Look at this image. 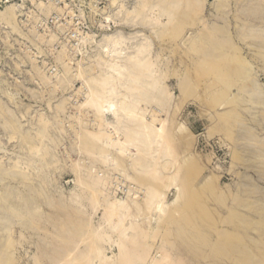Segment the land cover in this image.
<instances>
[{"label": "rangeland", "instance_id": "obj_1", "mask_svg": "<svg viewBox=\"0 0 264 264\" xmlns=\"http://www.w3.org/2000/svg\"><path fill=\"white\" fill-rule=\"evenodd\" d=\"M138 1L0 0V264H65L68 256L63 257L64 254H61L59 242L68 239L71 229L67 225L70 222L73 225L72 220L77 216L73 220L74 225L80 222L88 225L81 233L78 232L80 237L74 238L70 234L69 240L74 242V239H82L77 250H86L85 245L94 237H91V232L98 231V227V232L105 235L106 240L98 245L106 257H113V261L118 254L114 245L117 236L102 232L103 228L107 230L105 225L100 224L104 213L102 207L98 205L92 210L87 206L86 197L82 196L85 201L82 197L78 199L82 186L77 182V167L81 169L82 175L89 172L94 175L96 172L104 190L101 195L103 194L104 200L108 199L105 201H127L131 205L138 202L132 208L138 217H135V222L143 232L140 236L143 239L146 237L145 240L140 237V242H146L148 238V242L141 244L142 249L146 246L144 253L147 250V257L143 258L142 264H152L162 254H168V261L173 264H263L264 107L261 101L264 103V47L258 46L261 43L257 36L264 33V0H197L201 5L199 14L196 12L193 16H181L182 24L179 19L180 22L174 24L176 28L173 25L170 27H173L171 31L169 26L168 29L163 26L153 28L152 25L144 28L139 25L126 27L123 24L124 14L131 13ZM245 18L252 19L255 26L246 27L248 20ZM177 24L187 26H181V32ZM202 26L205 28L202 29ZM206 27L217 28L221 38L231 42L227 44L229 48L230 44L233 47L229 50L236 49L231 50V53L235 52L233 55L237 59H245V64L248 62V65L241 63L245 66L243 69L251 67L252 73H256L257 76H250L252 79L249 81L258 86L255 90L262 97L258 98L260 105L253 103L255 99H248L247 93H238V87L247 88L249 82L237 84L235 80L224 79L212 84L214 81L197 76L196 70L202 71L201 65H188V57L194 58L195 55L191 49L192 41L186 38L183 40L182 37L195 30L192 34L195 38L199 29L205 31ZM175 29L178 36L172 35L177 33L174 32ZM251 30L256 34L252 35ZM143 35L151 42L152 60L156 56L159 59L155 62V70L161 79L160 87L166 93V97L161 96L166 99V104L161 109L157 105L155 107L156 103H152V106L149 104V107L147 105L148 108L143 106L142 109L147 112H140L142 114L138 116H142L146 124L151 119H160L157 123L164 127L163 134L168 135L162 143L165 148L161 144L157 148L163 147L169 152L167 155H172L168 156L167 163L170 161L175 166V169L172 167L174 173L179 171L175 177L170 163L167 170L159 168L166 160L162 159L160 163L159 157L157 158L160 148L159 151L157 149L158 152L153 149L157 155L150 154L152 157L156 155L153 158L147 155L150 160L152 158L151 164L147 166L159 168V172L155 171L157 176L160 174V177L154 178L156 182L152 178L143 177L132 164L129 156L135 157L136 149H130L128 157L122 154L123 157H120L112 148H105L104 153H101L104 155L102 158L99 151L96 154L88 153L85 140L79 137L86 131L91 133L98 129L95 114L83 104L88 96V84L105 73L110 62L113 63V59L107 57L113 50L111 41H116L117 37L123 39L124 36L127 42L128 39L136 42L143 39ZM118 47L123 49V44ZM233 96L236 97L235 100ZM226 97L231 100H226ZM232 115L236 117L235 120ZM110 121L111 116L106 114L104 123L108 124ZM107 131L111 129L108 127ZM87 156H90L89 160ZM144 162L143 164L147 163L145 160ZM138 166L141 167L139 164ZM168 170L171 176L170 173L167 174ZM162 172L168 176L162 175ZM156 178H159L158 182ZM148 188L159 193L160 199L156 205L161 202L159 207L162 206L163 212L160 209H150V213L146 208L145 193ZM71 198L79 200L77 206L80 205L78 208L81 213L76 215L69 208ZM135 208L141 212L138 213ZM64 224L68 228L61 230V225ZM57 228L61 233L66 230L65 235L61 234L63 238L68 234L66 239L59 240ZM71 232L73 233L72 230ZM111 235L114 236L113 239ZM106 236L114 242L111 243ZM222 238L234 240V247L216 244ZM243 240L246 243L241 242ZM69 242L68 247L71 246ZM213 244L221 247H217L215 251ZM98 245L95 243L94 246ZM93 247L88 248L91 253ZM233 248L236 251L233 252ZM161 249L163 251L159 252ZM96 261L94 260V264H98L99 260Z\"/></svg>", "mask_w": 264, "mask_h": 264}, {"label": "bare ground", "instance_id": "obj_2", "mask_svg": "<svg viewBox=\"0 0 264 264\" xmlns=\"http://www.w3.org/2000/svg\"><path fill=\"white\" fill-rule=\"evenodd\" d=\"M242 1V0H241ZM246 1V0H245ZM251 1V0H250ZM253 1V0H252ZM256 1V0H255ZM259 1V0H258ZM247 2V1H246ZM250 2H248L249 4ZM256 4V2H254ZM253 4V3H252ZM251 4V5H252ZM258 4V3H257ZM200 2L199 1H195V0H139L137 2V6L134 8L133 11H131V13H125L124 14V17H123V24L126 25V27H133V26H137L139 25L140 27L143 26L142 28L144 27H147V26H153V28H155V26H163L164 28H167V26H169V31H171L172 28H170L172 25L174 26L175 22L178 23L179 19L181 18V16H186V14L189 16H192L194 15V13L196 14V12L199 14L198 12V9H201L200 8ZM248 6V5H247ZM254 6V5H253ZM257 7V6H256ZM255 7V8H256ZM203 8V6H202ZM263 8V7H262ZM254 9V7H253ZM132 10V9H131ZM250 10L251 7H250ZM257 10V8L255 9ZM203 12V11H202ZM262 12V11H261ZM197 14V15H198ZM178 15V16H177ZM251 15V14H250ZM203 16V15H201ZM131 18V19H128V18ZM187 17V16H186ZM198 17V16H197ZM200 17V15H199ZM185 18V17H183ZM182 18V19H183ZM192 18V17H191ZM186 19V18H185ZM184 19V21H185ZM188 19V18H187ZM199 19V18H198ZM203 19V17H202ZM246 21L248 20L247 18H245ZM8 20V19H7ZM137 20V21H135ZM166 21L164 24H162V22ZM181 21V19H180ZM179 21V22H180ZM188 21V20H187ZM198 21V20H197ZM205 21V20H204ZM183 21H181L180 24H182ZM193 22V20H192ZM191 22V24H192ZM217 22V21H216ZM261 22V21H259ZM185 23V22H184ZM183 23V24H184ZM204 23V22H203ZM180 24H177V28H179V30H181L182 32V29L185 27H183V25H180ZM188 24H190V22H188ZM194 24V23H193ZM207 24V23H206ZM224 24V23H222ZM262 24V23H261ZM176 25V24H175ZM180 25V27H178ZM201 25V24H200ZM205 25V24H204ZM215 25V24H213ZM220 25V24H219ZM247 25L246 27H249L250 25L252 26H255L254 25V22L252 21V19L249 18V20L247 21ZM264 25V24H263ZM151 26V27H152ZM181 26L183 27L181 29ZM187 26V25H186ZM192 26V25H191ZM197 26V25H196ZM195 26V28H196ZM226 26V25H225ZM150 27V28H151ZM193 27V26H192ZM263 27V26H262ZM124 28V26H123ZM149 28V27H148ZM159 28V27H158ZM174 28H176L174 26ZM186 28V27H185ZM191 28V27H190ZM194 28V27H193ZM192 28V29H193ZM200 28V27H199ZM205 28V26H204ZM203 26H202V29H204ZM207 29H205V31L203 30H200L199 29V32L197 33V35L195 36V38L193 37L192 34L195 33V30H192L194 32L190 33L188 36H184V38L182 37V39L184 40L185 38L192 41L191 43V46L190 48L192 49V53H194L195 57L192 58L191 56L188 57V65L191 64H196L197 66L198 65H201L202 67V71H197V76L200 77V79H204L206 78V80H209V81H214L212 82L215 83L216 81H219V80H235L237 84H241L242 82H249V86L247 84V88L245 87H238V93L243 95V93H247L248 95V99H255L253 101L254 104H258L260 105V102L258 101L259 99V96L261 97V95L257 94L259 91H256L255 89L258 87L255 86V84L249 80L250 79V76H257L256 73H252V68L250 66V69L248 68V70H245L243 69V65L242 64H245V62L243 60L245 59H240V58H236L233 54H235V52H233V54L231 53V50L232 51H236V49H231L229 50L230 48H233L231 46V44L229 45L230 48L227 46V44H229L230 41H228V39L226 38H221V36L218 34L219 31H218V24H217V28H214V27H206ZM251 28V27H250ZM162 29V28H161ZM197 29V28H196ZM221 29V28H219ZM227 29V28H226ZM246 29V28H245ZM249 29V28H247ZM253 29V28H251ZM263 29V28H262ZM165 30V29H164ZM264 30V29H263ZM157 31V30H156ZM177 31L176 29L174 30V32ZM245 31V30H244ZM252 31V30H251ZM159 32V31H158ZM165 32V31H164ZM168 32V30L166 31ZM173 32V30H172ZM246 32V31H245ZM152 33V31H151ZM150 33V34H151ZM253 33V34H252ZM252 35L256 34L252 31ZM258 33V32H257ZM154 34V33H153ZM163 34V33H162ZM169 34V33H168ZM178 34V31L177 33L175 34H172V35H177ZM180 34V33H179ZM183 34V33H182ZM221 34V33H220ZM222 34H223V31H222ZM221 34V35H222ZM251 34L249 36H251ZM161 35V34H160ZM166 35V34H165ZM246 35V33H245ZM248 35V34H247ZM144 36V35H143ZM164 36V35H163ZM178 36V35H177ZM194 38H192V37ZM225 36V34L223 35ZM244 35H242L243 37ZM226 37V36H225ZM256 37V36H255ZM137 38V37H135ZM163 38V37H162ZM171 38V37H169ZM253 38V37H252ZM251 38V39H252ZM257 38H260V43L258 46H262L264 47V33H260L259 36H257ZM122 37H117V40L116 41H111L112 43V52H111V55H107V57L109 58H112L113 59V63L110 62V59L109 62L111 63H107V69H105V73H101L100 76L97 77L96 80H91V82L88 84L89 87H88V96L85 98L86 102H84V107H87V109L89 108L92 112H93V115L95 114L96 118H97V124L98 125V129L96 132H91L89 133L88 131L84 132V134L82 136H79V137H83V139L85 140L86 142V146L87 147V150L88 153H97L98 151L101 153H104L103 149L105 148H112L113 150H115L116 153H118V155H120V157H123L122 155H125L128 157V151H131L130 149H136V154H135V157L133 156H129L131 159H132V164L136 166V169L139 170V173L145 178L148 177V178H152L153 181H155V177L157 176L155 171L159 172L158 169L161 168V167H164L162 169L164 170H167L166 167H169V163L171 164V162L169 161V163H167V160H168V156H172V155H167V153L169 152H166V150L163 149V147L165 148V145L162 144L164 142V140L167 139V135L166 134H163L164 133V127L161 125L158 124L160 122V119L159 122L157 123V121L154 119V121H152L153 119H151V122H149V124H146L144 122L143 117L141 116V118H139V114H142L143 112H145L144 114H146L147 111H145L144 109H142L143 106L148 107L152 104V103H156L155 104V107L156 105L161 109L165 106L166 102L165 100L166 99H163L161 98L162 95H164V97H166V93L164 94L163 90L161 89L162 87L160 82H161V79L159 76L156 75V70H155V65L157 63V60L158 57L156 56V59L152 60V56H151V42L148 40L147 37L144 36L143 39H140L142 40L140 42V40H137L136 42H130L131 40L128 39L129 41L127 42L126 41V38H124L123 36V43H121ZM134 39V38H133ZM161 39V38H160ZM166 39V38H165ZM235 39V38H234ZM250 39V38H249ZM250 39V40H251ZM231 40V39H230ZM243 40V39H242ZM259 40V39H258ZM152 41V40H151ZM256 41V40H255ZM254 41V43H256ZM187 42V41H185ZM184 42V43H185ZM238 42V40H237ZM231 43V42H230ZM244 43V41H243ZM123 44V49L122 47H118V46H121ZM135 44V45H134ZM187 44V43H186ZM188 44H190L188 42ZM250 44H252L250 42ZM257 44V43H256ZM255 45V44H254ZM243 46V45H242ZM249 46V45H247ZM228 47V49H227ZM251 47V46H250ZM256 47V46H254ZM253 47V48H254ZM261 47V48H262ZM180 48V47H179ZM249 48V47H248ZM252 48V47H251ZM250 50H253L251 49ZM180 50V49H179ZM261 50V49H260ZM190 51V50H189ZM242 51V50H241ZM256 51V50H255ZM256 52H259L258 50ZM191 53V52H190ZM237 53V52H236ZM243 53V52H242ZM262 53V51H261ZM264 53V52H263ZM187 54V52H186ZM241 54V53H240ZM256 54V53H255ZM188 55V54H187ZM193 55V54H192ZM257 55V54H256ZM242 56V55H241ZM107 57L105 56V58L107 59ZM240 57V56H239ZM248 57V56H247ZM255 57V56H254ZM264 57V55H263ZM253 58V57H252ZM111 59V61H112ZM254 60V59H253ZM106 61V60H105ZM108 62V61H107ZM156 62V63H155ZM253 62V61H252ZM242 63V64H241ZM248 63V62H247ZM246 63V64H247ZM106 64V63H105ZM245 64V65H246ZM248 65V64H247ZM193 66V65H192ZM195 67V66H194ZM197 67V68H199ZM196 68V69H197ZM201 70V69H200ZM254 70V69H253ZM263 70V69H262ZM260 70V71H262ZM195 71V70H194ZM189 73V72H188ZM195 73V72H194ZM91 74V73H90ZM191 76V74H189ZM188 75V76H189ZM264 75V74H263ZM165 76V75H164ZM88 77V76H87ZM184 77V76H183ZM195 77V76H194ZM95 78V77H94ZM185 78V77H184ZM196 78V77H195ZM88 79V78H87ZM198 79V78H197ZM90 80V79H89ZM196 80V79H195ZM235 81L233 84H235ZM231 82V81H230ZM241 82V83H239ZM255 82V81H254ZM229 83V81H228ZM257 83V82H256ZM232 84V85H233ZM219 85V84H218ZM226 85V84H225ZM231 85V86H232ZM215 86V85H214ZM220 86V85H219ZM227 86V85H226ZM230 86V85H229ZM228 86V87H229ZM245 86V85H244ZM225 87V86H224ZM212 88V87H211ZM217 88V87H216ZM226 88V87H225ZM233 90L235 89L234 86H232ZM164 89V88H163ZM227 90V88H226ZM231 90V89H230ZM123 92V95L121 94ZM220 92V90H219ZM221 93V92H220ZM217 94V93H216ZM218 95V94H217ZM228 95H229V92H228ZM227 95V97H228ZM215 96V95H214ZM222 96V95H221ZM246 96V95H245ZM163 97V96H162ZM216 97V96H215ZM215 97H213L215 99ZM225 97V96H224ZM226 97V100L230 98H227ZM232 97V96H231ZM211 98V97H210ZM262 98V97H261ZM260 98V100H262ZM168 99V98H167ZM217 99V98H216ZM215 99V100H216ZM233 99L235 100L236 97L233 96ZM240 99V98H239ZM263 99H264V96H263ZM231 100V99H230ZM238 100V98H237ZM245 100V99H244ZM263 101V100H262ZM261 101L262 103V106L264 107V103ZM234 102V101H233ZM249 102V101H248ZM214 103V102H213ZM236 103V102H235ZM237 103H239L237 101ZM252 103V102H251ZM150 104V105H149ZM222 104V103H221ZM228 104V103H226ZM234 104V103H233ZM242 104V103H240ZM82 105V106H83ZM225 105V104H224ZM251 105V104H250ZM63 106V105H62ZM152 106V105H151ZM154 106V104H153ZM168 106V105H167ZM220 106V105H219ZM226 106V105H225ZM232 106V105H231ZM234 106V105H233ZM232 106V107H233ZM237 106V105H236ZM252 106V105H251ZM254 106V105H253ZM147 107V108H148ZM241 107V105H240ZM243 107H244V104H243ZM259 107V106H258ZM262 107V108H263ZM159 108H155V109H159ZM225 108V107H224ZM83 109V107H82ZM85 109V108H84ZM86 109V110H87ZM243 110V109H242ZM62 111V110H61ZM89 111V110H88ZM82 112V111H81ZM91 112V113H92ZM142 112V113H140ZM153 113V112H152ZM230 113V112H229ZM79 114V113H78ZM82 114V113H81ZM106 114H109L111 116V121L108 123V124H105L104 123V118H105V115ZM143 114V115H144ZM155 114V113H154ZM164 114V113H163ZM139 115V116H138ZM156 115V114H155ZM228 115V114H227ZM82 116V115H81ZM90 116V115H89ZM94 116V117H95ZM234 116L235 113H234ZM232 115V117L234 118V120L236 119V117H234ZM165 117V116H164ZM163 117V118H164ZM230 117V115H229ZM231 117V118H232ZM238 117V116H237ZM240 117V116H239ZM162 118V119H163ZM83 119V118H82ZM86 121V120H85ZM95 121V120H94ZM237 121H238V118H237ZM237 121H233L235 123H237ZM158 124H156V123ZM164 122V121H162ZM231 122V121H230ZM94 123V122H93ZM165 124V123H163ZM79 125V124H78ZM9 126V124H8ZM94 127V126H93ZM111 129V131H107V129ZM19 129V128H18ZM93 131V130H92ZM95 131V130H94ZM12 132V130H11ZM109 132V133H108ZM166 133V132H165ZM170 140V137L168 138ZM33 140V139H32ZM83 140V142H84ZM77 141V140H76ZM37 142V141H36ZM172 142V141H171ZM170 142V143H171ZM166 143V141H165ZM161 144V146L163 147H158L160 148V152L159 153H155L153 152V149L155 151H157V146H159ZM168 145V144H167ZM170 145V144H169ZM162 148V149H161ZM167 148V146H166ZM85 149V148H84ZM83 149V150H84ZM82 150V151H83ZM135 151V150H134ZM159 151V149H158ZM157 151V152H158ZM167 151H169V147L167 149ZM173 152V150H172ZM80 153V152H79ZM84 153V152H83ZM156 154L157 155V158L159 157L160 159V163H161V160H166V165H165V162L163 163V166H160L158 169L155 168V166L150 167V166H147L149 164H151V160L153 157H156V155L153 157L150 155V154ZM86 154V153H84ZM122 154V155H121ZM174 154V153H173ZM46 155V154H45ZM82 155V154H81ZM103 154H101L102 156ZM149 157H152L151 160ZM84 156V155H83ZM90 156H92L90 154ZM90 156H87L90 157ZM104 156V155H103ZM102 156V158H103ZM125 157V158H127ZM85 158V157H84ZM93 159V156L91 157ZM97 158V157H95ZM157 158L155 160H157ZM171 158V157H170ZM98 159V158H97ZM106 160V158H104ZM42 160V159H41ZM89 160V158H88ZM111 160V159H110ZM144 160L147 162L146 164H143L145 163ZM162 160V161H163ZM44 161V160H42ZM99 161V160H98ZM102 161V160H100ZM104 161V160H103ZM127 161V160H126ZM131 161V160H130ZM172 161V159H171ZM96 162V161H94ZM106 162V161H105ZM110 162V161H109ZM150 162V163H149ZM157 162V161H156ZM83 163V162H82ZM116 163V162H115ZM173 163V161H172ZM74 164V163H73ZM139 165H141V167L139 168ZM85 165V164H84ZM129 165V164H128ZM131 165V164H130ZM144 165V166H143ZM154 165V164H152ZM159 165V164H158ZM168 165V166H167ZM172 165V164H171ZM132 166V165H131ZM157 166V165H156ZM171 168V171L173 170L172 166H170ZM175 167V166H174ZM173 167V168H174ZM107 168V167H106ZM111 168V167H110ZM113 168V167H112ZM116 168V167H115ZM157 170H155V169ZM114 169V168H113ZM117 169V168H116ZM161 169V170H162ZM175 169V168H174ZM178 169V168H177ZM74 170V169H73ZM135 170V168H134ZM133 170V171H134ZM160 170V172H161ZM163 170V171H164ZM81 169L79 167L76 168V174H77V182L81 187V194H79L78 199L81 198L82 196L83 197H86L87 201L86 203L88 202V207L91 208L92 210L96 208V206L99 205V207H102V209L104 210V213L102 215V220H101V223L102 225H105L107 230L105 228H101L102 229V232L105 231L106 233H112V234H116L117 236V240L115 241L116 244V247L118 249V254L116 256H114L115 258L113 259V261L111 260V258L113 257H106L104 254H103V250L101 249V247H99L100 245H98V243L100 244H103L104 242H106L103 234L101 232H98L99 231V228L97 227L98 231H94L91 232L93 234H91V237H93L94 239H96L94 241L93 238H90L91 241H89V243H87L85 246H86V250H77V246H78V243L82 240V239H74L75 241L71 242V240H69L71 238V236H73L74 238H76V236H79L78 235V232L81 233V230L82 229H86V226L88 225H85L84 222H80L79 224L77 223L76 225H74V219H76L77 217H74V219L72 220L73 222V225L70 223H68L69 225H67L69 227V229H71L73 231V233L71 232L70 230V234H72L70 236H68V239L67 236H64L66 238H63L61 237V234L64 233L63 235H65L66 233V230L62 233H61V230L62 228L66 229L68 227L61 225V230H58L59 231L58 233L60 234V239L63 238V239H66L69 244L71 245L70 247H68V242L66 240H61L59 243H60V251L61 254L63 255V257H67L68 258H65V261L64 263L65 264H94V260H99L98 261V264H114L115 263V260H116V264H142L143 263V258L144 257H147V250H146V253H144L145 249H146V246L144 249H142V245L141 244H145L146 242H148V238H147V241H143V243L140 242V235L143 233L141 228L138 227V224L135 222V217H137V215H135V213H133V208L132 206L134 205L135 207V204L138 203V202H134V204L132 203V205L130 203H128L127 201H121V202H117V203H111L110 201H105L104 198H103V194L101 195V192H104V190L102 189L103 187L101 186V182L98 177H97V174L95 172V174L93 175L92 173L91 174H87V175H82L80 173ZM105 171V169H104ZM117 171V170H116ZM100 172V171H99ZM165 173L167 171H164ZM173 172V175L176 176V173H178L179 171L177 170V172L174 173ZM1 173V172H0ZM134 173H137V172H134ZM163 173V172H162ZM165 173H163L162 175H165V176H168L169 175V170H168V175H166ZM5 174V173H4ZM100 174V173H99ZM180 174V173H179ZM7 175V174H6ZM138 175V174H136ZM122 176V174H121ZM140 176V175H138ZM158 176L160 177V174L158 173ZM157 176V177H158ZM170 176H171V173H170ZM28 177V176H27ZM162 177V176H161ZM11 178V177H10ZM31 178V177H30ZM101 180L102 178L99 177ZM128 178V177H127ZM126 178V179H127ZM163 178V177H162ZM168 178V177H167ZM165 178V179H167ZM171 179V177H169ZM173 178V176H172ZM15 179V178H14ZM151 179V180H152ZM157 179V178H156ZM185 179V178H184ZM105 180V178L103 179V181ZM159 178L157 179V182H158ZM169 180V179H168ZM173 180H176L175 178H173ZM173 180H170L171 183H173L172 181ZM188 180V179H187ZM39 181V180H38ZM76 181V180H75ZM113 181V180H112ZM115 181V180H114ZM126 181V180H125ZM26 182V181H25ZM45 182V181H44ZM105 182V181H104ZM129 182H130V179H129ZM156 182V181H155ZM154 182V184H155ZM162 182V181H161ZM175 182V181H174ZM186 182V181H185ZM106 183V182H105ZM132 183L133 180H132ZM163 183V182H162ZM169 183V181H168ZM77 184V185H78ZM111 184V183H110ZM136 184V182L134 183ZM138 184V183H137ZM106 185V184H105ZM124 185V184H123ZM161 185V184H160ZM184 185V184H183ZM40 186V185H39ZM79 186V188H80ZM101 186V187H100ZM168 186V185H167ZM140 187H142L140 185ZM180 187V186H179ZM187 187V186H185ZM105 188V186H104ZM182 188V186H181ZM7 189V187H6ZM149 190L145 193V197H146V203H145V198H144V202L143 204L145 203L146 205V208L149 209V212H150V209H153V211L155 210H161V207L160 206V203L158 202V204L156 205L158 199H160V195L159 193L157 194L155 192V190L153 189H150L148 188ZM189 189V188H188ZM46 190V189H45ZM88 190H89V193H88ZM103 190V191H102ZM118 190V189H117ZM145 190V189H144ZM168 190V189H167ZM187 190V189H186ZM42 191V190H41ZM136 192V190H134ZM185 191V189H183V192ZM106 192V191H105ZM182 192V193H183ZM30 193V192H29ZM115 193V192H114ZM139 193V192H138ZM178 193H179V196H180V192L178 190ZM28 194V192H27ZM184 194V193H183ZM201 194V193H200ZM127 195V194H126ZM4 196V195H2ZM13 196V195H12ZM21 196V195H20ZM72 196V195H71ZM138 196V194L136 195ZM135 196V197H136ZM73 197H74V194H73ZM76 197V198H77ZM83 197H82V200H83ZM106 197V196H105ZM109 197V196H108ZM165 197V196H164ZM29 198V197H28ZM75 198V199H76ZM128 198V197H126ZM8 199V198H7ZM78 199L76 200H72L71 198V205H70V209L74 210V212H76V215L77 213H81L80 212V208H78ZM162 199V198H161ZM4 200V199H2ZM35 200V199H34ZM108 200V199H107ZM112 200V199H111ZM43 201V200H42ZM41 201V202H42ZM85 201V200H83ZM161 201V200H160ZM8 202V201H7ZM70 202V201H69ZM68 202V204H69ZM113 202V201H112ZM12 203V202H11ZM53 203V202H52ZM59 203V202H58ZM25 204V203H24ZM13 205V204H12ZM16 205V204H15ZM52 205V204H51ZM138 205V204H136ZM26 207V206H24ZM50 207V205H49ZM66 207V206H65ZM204 207V206H202ZM9 208V207H8ZM34 208V207H33ZM36 208V207H35ZM53 208V207H52ZM56 209V208H54ZM68 209V208H66ZM69 209V210H70ZM87 209V208H86ZM136 209V208H135ZM137 209H138V206H137ZM136 209V211H137ZM11 210V209H10ZM63 210H65V208L63 207ZM159 210V211H160ZM163 210V209H162ZM161 210V211H162ZM2 211V210H1ZM13 211V210H12ZM147 211V210H146ZM158 211V213H160ZM3 212V211H2ZM22 212V211H21ZM40 212V211H39ZM61 212V211H60ZM138 212V211H137ZM136 212V213H137ZM141 212V211H140ZM138 212V213H140ZM163 212V211H162ZM25 213V212H24ZM62 213V212H61ZM70 213H71V210H70ZM83 213V212H82ZM151 213V212H150ZM154 213V212H153ZM157 213V212H155ZM173 213V212H172ZM15 214V213H14ZM23 214V213H22ZM30 214V213H29ZM84 214V213H83ZM176 214V212H175ZM178 214V213H177ZM13 215V214H12ZM33 215V213H32ZM62 215V214H61ZM64 215V214H63ZM174 215V214H173ZM201 215V214H200ZM25 216V215H24ZM30 216V215H28ZM36 216V215H35ZM74 216V215H72ZM138 216H140L138 214ZM146 216V215H145ZM144 216V217H145ZM161 216V215H160ZM166 216V215H165ZM181 216V214H180ZM16 217V216H15ZM37 217V216H36ZM65 217V216H63ZM183 217V216H182ZM29 218V217H28ZM33 218V217H32ZM40 218V217H39ZM69 218V217H68ZM165 218V217H164ZM167 218V217H166ZM10 219V218H9ZM22 219V218H21ZM38 219V218H37ZM79 219V218H78ZM77 219V220H78ZM169 219V217H168ZM174 219V218H173ZM178 219V218H176ZM181 219V218H180ZM67 220V219H66ZM70 221V218L68 219ZM166 220V219H165ZM79 221V220H78ZM178 221V220H177ZM189 221V220H188ZM6 222V221H5ZM9 222V221H8ZM88 222V221H87ZM169 222V221H168ZM12 223V222H11ZM29 223V222H28ZM40 223V222H39ZM47 223V221L45 222ZM51 223V222H50ZM66 223V222H65ZM177 223V222H176ZM184 223V222H183ZM188 223V222H187ZM25 224V223H24ZM33 224V223H32ZM59 224V223H58ZM67 224V223H66ZM99 224V225H100ZM179 224V223H178ZM6 225V224H5ZM142 225V224H141ZM176 225V224H175ZM191 225V224H190ZM35 226V225H34ZM60 226V225H58ZM63 226V227H62ZM180 226V225H179ZM66 227V228H65ZM149 227V226H148ZM190 227V226H189ZM27 228V227H26ZM55 228V227H54ZM80 228V229H79ZM142 228L144 229V226H142ZM52 229V228H51ZM63 229V230H64ZM100 229V230H101ZM149 229V228H148ZM80 230V231H79ZM42 232V231H41ZM149 232V231H147ZM146 232V233H147ZM167 232V231H165ZM169 232V230H168ZM224 232V231H223ZM4 233V232H3ZM13 233V232H12ZM57 233V232H56ZM104 233V232H103ZM170 233V232H169ZM54 234V233H53ZM58 234V235H59ZM86 234V233H85ZM217 234V233H216ZM50 235V234H49ZM48 235V236H49ZM57 235V236H58ZM84 235V232L83 234ZM93 235V236H92ZM149 235V234H148ZM176 235V234H175ZM86 236V235H85ZM84 236V237H85ZM147 236L144 235V237ZM166 236V235H165ZM172 236V235H171ZM185 236V235H183ZM220 236V235H218ZM223 236H224V233H223ZM50 237V236H49ZM59 237V236H58ZM70 237V238H69ZM72 237V238H73ZM80 237V236H79ZM108 237V240L110 239L109 236H106ZM112 237V235H111ZM114 237V236H113ZM112 237V239H113ZM194 237V236H193ZM57 238V237H56ZM89 238V237H88ZM104 238V240H103ZM143 239V236L141 237ZM221 238V237H220ZM54 239V238H53ZM107 239V238H106ZM146 237L143 239L145 240ZM150 239V238H149ZM173 239V237H172ZM89 240V239H88ZM188 240V239H186ZM6 241V240H5ZM83 241V240H82ZM111 242V240H109ZM189 241V240H188ZM194 241V240H193ZM234 240H230V239H218V241L216 242V244H221V245H224V246H233L234 247V243L232 244ZM49 242V241H48ZM63 242V243H62ZM91 242V243H90ZM94 242V243H93ZM114 242V241H112ZM111 242V243H112ZM243 243H246V241H241ZM3 243V241H2ZM86 243V242H85ZM93 243V245H91ZM95 243L98 245L97 247L94 246ZM169 243V242H168ZM181 243V242H179ZM167 244V243H166ZM170 244V243H169ZM216 244H213V250H215L217 247H221V246H216ZM59 245V244H58ZM108 245V244H107ZM172 245V243H171ZM183 245V244H182ZM2 246V245H1ZM9 246H10V243H9ZM94 246V247H93ZM11 247V246H10ZM46 247V246H45ZM44 247V248H45ZM48 247V246H47ZM46 247V248H47ZM89 247H92L94 248L92 251V253L89 251ZM173 247V246H172ZM175 247V245H174ZM173 247V248H174ZM211 247V248H212ZM239 247L241 248V245H239ZM6 248V247H5ZM52 248V247H51ZM49 248V249H51ZM55 248V247H54ZM89 248V249H88ZM7 249V248H6ZM9 249V248H8ZM147 249H148V246H147ZM223 249V248H221ZM53 250V249H52ZM58 250V248H57ZM144 250V251H143ZM149 251V250H148ZM159 251V250H158ZM163 251V249H161L159 252ZM216 251V250H215ZM223 251V250H222ZM225 251V250H224ZM236 251L234 250L233 248V252ZM10 252V250H9ZM70 252H71V255H70ZM211 252V251H210ZM238 252V251H237ZM165 254V252H163ZM216 253V252H215ZM226 253V252H225ZM162 254V253H161ZM146 255V256H145ZM196 255V254H195ZM2 256V255H1ZM49 256V254H48ZM56 257H58L57 255H55ZM44 257V255H43ZM46 257V256H45ZM52 257V255H51ZM60 258V257H59ZM170 256L168 254H165V255H161L160 259L158 260H153L152 264H173V263H170L168 260H169ZM46 259V258H45ZM61 259V258H60ZM50 260V259H49ZM58 260V259H57ZM62 260V259H61ZM64 260V259H63ZM182 260V259H181ZM53 261V260H52ZM185 261V260H184ZM37 262V261H36ZM50 262V261H49ZM54 263H56V261H53ZM52 262V263H53ZM59 262V261H57ZM61 262V261H60ZM97 262V261H96ZM95 262V263H96ZM114 262V263H113ZM262 262L264 264V257L262 259ZM8 264V262H7ZM58 264V263H57ZM97 264V263H96ZM180 264V262H179ZM183 264V263H182Z\"/></svg>", "mask_w": 264, "mask_h": 264}]
</instances>
